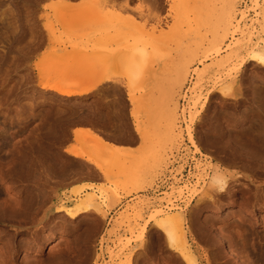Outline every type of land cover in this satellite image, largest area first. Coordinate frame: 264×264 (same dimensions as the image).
<instances>
[{
	"label": "rangeland",
	"instance_id": "rangeland-1",
	"mask_svg": "<svg viewBox=\"0 0 264 264\" xmlns=\"http://www.w3.org/2000/svg\"><path fill=\"white\" fill-rule=\"evenodd\" d=\"M120 1L0 0V264H185L151 221L157 209L182 215L196 264L239 263L230 249L264 264V68L251 62L237 72L239 61H225L243 33L264 38V0L238 21L239 0L218 52L211 40L224 0ZM46 45L36 82L30 62ZM102 76L113 81L87 95L41 88L77 90ZM130 105L151 146L100 155L104 179L65 154L77 124L131 137ZM215 169L230 185L207 200ZM85 180L96 183L72 187ZM88 195L95 210L56 212Z\"/></svg>",
	"mask_w": 264,
	"mask_h": 264
},
{
	"label": "bare ground",
	"instance_id": "bare-ground-1",
	"mask_svg": "<svg viewBox=\"0 0 264 264\" xmlns=\"http://www.w3.org/2000/svg\"><path fill=\"white\" fill-rule=\"evenodd\" d=\"M239 2V0H224L223 2V5L222 7L220 8V11H219V15H218V25L215 27V30L213 32V39L211 40V47L214 48V50L216 52H218L220 50V46L224 44V42L227 40V35H228V31L230 29V25L232 23V20H233V15H234V11H235V7L237 5V3ZM260 4L259 1H254L253 2V7L252 9L254 11H257L258 10V7H256V5ZM238 8V6H237ZM248 10V9H247ZM241 11V9H240ZM261 15H262V18L264 19V4L263 6L261 7ZM238 14V13H237ZM244 12L241 11V18L243 17ZM236 19H237V16H235ZM240 18V19H241ZM238 18V21L240 20ZM262 20V19H260ZM243 21V20H242ZM256 21V20H255ZM237 22V21H236ZM239 23V22H238ZM250 23V22H249ZM259 23V22H258ZM240 24V23H239ZM49 25V24H48ZM47 25V26H48ZM238 25V24H237ZM260 27V26H259ZM263 27V25H262ZM46 28H49L50 30V26L46 27ZM235 28V27H234ZM237 28V26H236ZM253 28V27H252ZM264 28V27H263ZM241 29V28H240ZM246 30V28H245ZM255 30V29H254ZM245 32L244 29H242V33ZM251 32V30H250ZM253 33V32H252ZM241 35V34H240ZM250 33H248V38L246 37V33H243L241 36V38L237 39V41L233 42V45H231V49H230V52H229V56L227 57V59L225 61H228V60H231V59H235V61H239V65L237 67V72L239 71V69L241 68V66L245 63H251L252 64L255 63L260 67L264 68V38H257L258 41H254V42H251L250 41ZM231 36V35H230ZM252 38V37H251ZM253 39V38H252ZM253 41V40H252ZM232 61V60H231ZM201 62V61H200ZM238 63V62H237ZM251 64V65H252ZM256 66V65H255ZM261 69V68H260ZM264 70V69H263ZM204 71L206 72L207 71V68L204 67V69H201V71L199 72L198 74V79H199V82L196 84L195 87H193V91L196 92V94L198 93L196 90L198 89L199 85H200V82H201V79L203 77V73ZM186 69H184L181 73H179V78H178V81L180 84H182V82L184 81L185 77H186ZM94 79L92 78V82L89 80L86 81L85 80V85L79 87L77 90H72V89H69V88H66V87H61V86H56V85H51V84H44L41 86V88L43 89H50V90H53L55 92H57L58 94L60 95H63L65 97H73V96H81V95H87L91 92H93L94 90L98 89L101 85H103L105 82L107 81H111L113 80L110 76H102V77H99L97 79ZM262 80V79H261ZM264 81V80H263ZM88 82V83H87ZM262 82V81H260ZM240 85H242L240 83ZM252 85H255L254 83ZM261 85V83H260ZM263 85V84H262ZM241 88V87H239ZM245 88V87H244ZM256 88H258L256 86ZM264 89V88H263ZM131 91V98H129L130 102L131 103H134L136 101L134 95L132 94V89H129ZM257 90H260V91H257L259 92H262V88H258ZM238 91V95L241 94V90H236ZM243 92V91H242ZM253 92V91H252ZM264 92H262L261 94H263ZM209 94V93H208ZM223 95V97H232L231 94H226L225 92H222L221 93ZM245 94V93H244ZM252 94V93H251ZM258 94V93H257ZM258 94V95H259ZM129 95V94H128ZM129 95V96H130ZM200 95V94H199ZM199 95H196L191 101L193 103V107H195V105H197V103L200 101V98L201 96ZM254 95V93H253ZM257 96V99L259 101V98L260 97ZM237 96V95H236ZM235 96V97H236ZM255 96V95H254ZM253 96V97H254ZM255 96V97H256ZM238 97V96H237ZM252 97V95H251ZM209 99V96H205L204 99H202V103H201V106L200 108L203 110V108L205 107V104L207 103ZM240 99V98H239ZM237 101V100H235ZM260 105H261V110L263 111V108H264V96L262 98H260ZM253 103H256V105L258 104L257 102H253ZM239 104V103H238ZM197 107V106H196ZM253 107V106H252ZM256 107V106H255ZM260 107V106H258ZM243 108V107H242ZM250 109V108H249ZM256 109V108H254ZM257 110V109H256ZM255 110V111H256ZM200 111V110H199ZM248 111V110H247ZM264 112V111H263ZM240 113V112H239ZM254 113V112H253ZM262 114V112H261ZM247 115V114H246ZM264 115V114H263ZM195 116V115H194ZM192 117L191 118V121L192 123L194 122V118L195 117ZM258 116V115H257ZM174 117V116H173ZM255 117V116H254ZM262 117V116H261ZM260 117V118H261ZM251 118V117H250ZM253 118V117H252ZM197 119V118H195ZM256 119V118H255ZM264 119H261V123ZM253 121V120H252ZM251 122V121H250ZM256 123V122H255ZM254 124V123H253ZM256 126V125H255ZM258 126H262L261 124ZM254 127V126H253ZM257 127V126H256ZM263 127V126H262ZM257 129V128H256ZM261 132L264 133V128H259ZM86 130V129H84ZM80 130V129H75L73 131L74 133V138H75V141L77 142V146L72 145L73 147L70 146V148H67L65 150L66 153H68L69 155H73L75 157H80V158H84L85 160H87L88 162L92 163L99 171H101L105 177L109 176L108 173L106 172V167L105 165L103 164V161L101 160V157L100 155L102 154H109V153H112L113 155L114 154H119V153H124L126 152V148L123 149V148H120V147H117L111 143H108L107 141H105L100 135L96 134V133H93L92 131L90 130ZM247 130V129H246ZM252 130V129H250ZM258 130V129H257ZM137 131V130H136ZM138 132V131H137ZM250 132V131H249ZM255 132V130H254ZM139 133V132H138ZM251 133V132H250ZM253 133V132H252ZM256 133V132H255ZM258 134V136L260 135L261 137V134ZM140 135H142V132L139 133ZM139 135V136H140ZM244 135V134H243ZM247 135V134H246ZM250 135V134H249ZM242 136V135H241ZM263 136V135H262ZM142 137V136H140ZM248 137V136H247ZM250 137V136H249ZM264 139V138H263ZM192 142H193V146L197 148L198 150V147L197 145L195 144L194 140L191 139ZM175 141V140H174ZM262 141V139H261ZM263 142V141H262ZM246 143V142H245ZM262 144V143H261ZM79 145V146H78ZM251 145V144H250ZM264 145V144H263ZM259 148V147H258ZM248 150V149H247ZM258 151V150H257ZM264 151V150H263ZM252 153V152H251ZM255 153V152H254ZM99 154V155H98ZM246 154V153H245ZM249 154V153H247ZM257 154V153H256ZM104 156V155H103ZM111 156V155H109ZM255 156V155H254ZM107 158V157H106ZM104 159V158H102ZM248 159V158H247ZM255 165V164H254ZM258 166V165H256ZM260 167V166H259ZM257 167V168H259ZM262 168V167H261ZM108 170V169H107ZM231 174V173H228V175ZM234 174V173H232ZM212 175V174H211ZM238 175V174H237ZM236 176V175H235ZM230 177V176H229ZM228 177V178H229ZM239 177V176H238ZM237 177V178H238ZM261 177V176H260ZM232 178V177H231ZM243 178V177H242ZM230 179H227V177L225 176V174L221 173L220 171H218L217 169H215L213 175L211 176V181H209V186L208 187V190L205 192L204 194V197L203 198H206L207 200L211 199L212 196H214L213 194L214 193H221V192H225L226 191V188L230 185L228 184ZM236 180V179H235ZM237 181V180H236ZM239 182V181H237ZM236 182V183H237ZM177 183V182H176ZM230 183H234V182H230ZM86 185H90L89 183H87ZM186 186V185H185ZM175 187V186H174ZM188 187V186H187ZM258 187V186H257ZM190 188V187H189ZM181 190L178 189L176 192H180ZM172 192V191H171ZM227 192V191H226ZM171 194V193H170ZM168 195V194H167ZM174 195V194H173ZM169 196H172V195H168ZM171 199V198H170ZM170 199H167V202L171 203L170 202ZM204 200V199H203ZM159 202V201H158ZM149 203V202H148ZM162 204V203H161ZM154 205V204H153ZM157 205V204H156ZM166 205V204H165ZM170 207V206H169ZM173 207V206H172ZM154 208H155V205H154ZM157 208V207H156ZM180 208V207H179ZM96 209V203H95V200L92 198L91 195H88L83 201L81 202H78V203H75L74 205H71V206H61L59 207L56 212H64L68 217L70 218H75V217H78L79 215L83 214V213H88V212H91L93 210ZM156 212L152 215V220H154V224L156 227H158L159 230H161V232H163V234L165 235V238L167 239L168 243L170 244V246H172V248L178 252L183 260V262L185 264H196V260H195V257L194 255L190 252L189 250V247H188V242H187V239H186V235L184 233V229L182 228V222H183V219H182V215L180 214H174V215H164V216H161V213L160 211L157 209L155 210ZM181 211V210H180ZM169 213V212H168ZM177 213V212H176ZM143 230H145V227L142 228ZM145 233V231H143ZM140 239L142 238V236L139 237ZM63 241H60L58 242L57 244H55L54 246L52 247H57V245H59L60 243H62ZM225 245V244H224ZM222 245V246H224ZM236 246V244H235ZM244 247V245L242 246V248ZM51 248V247H50ZM231 248V247H230ZM228 249V248H227ZM241 250V249H239ZM238 250V252H239ZM243 250V249H242ZM237 251V250H236ZM235 249L232 250L230 249V252H231V255L234 257L233 259H237L238 262L240 264H245L244 263V260H243V252H245L243 250V252H241L240 254L242 256H240V254L236 253ZM229 252V253H230ZM246 253V252H245ZM245 255V254H244ZM231 256V257H232ZM245 257V256H244ZM236 260V261H237ZM246 260V259H245ZM249 261V259H247ZM237 263V264H239ZM250 263V261H249ZM248 263V264H249ZM234 264V263H232Z\"/></svg>",
	"mask_w": 264,
	"mask_h": 264
},
{
	"label": "crops",
	"instance_id": "crops-1",
	"mask_svg": "<svg viewBox=\"0 0 264 264\" xmlns=\"http://www.w3.org/2000/svg\"><path fill=\"white\" fill-rule=\"evenodd\" d=\"M59 1H67L71 4H78L80 3L81 1L83 0H59ZM118 3H120L121 1L120 0H117ZM49 45H46V47L44 49H41L39 50L38 54H36L32 59H31V62H30V67L32 69V72L33 74L35 75L36 77V82H39L40 81V72L38 70V62L39 60L42 58V55L43 53L46 51V48H48ZM53 75L50 74V77H52ZM95 80V79H94ZM93 80V81H94ZM49 82H53L52 80H48ZM47 81V82H48ZM88 81V80H87ZM92 82V79L89 80V82ZM113 81V80H111ZM81 83H85V81L81 82ZM88 83V82H87ZM107 83H110V81H107L105 82L104 84H107ZM126 94V93H125ZM126 99H129L128 97H126ZM131 105L128 107V116H129V120L131 122V131H130V135L131 137H125V138H116V137H112L111 134L112 133H108L106 131H101V129H99V127H97L95 124H92V123H81V124H77L75 125L74 127L71 128V131H70V139L71 141L69 143H67L65 146H64V152L67 148H70L73 147L72 145L75 144V138H74V133L73 131L75 129H80V130H90L92 131L93 133H96L98 135H100L105 141H107L108 143H111L117 147H120V148H123L125 149L126 148V152H129V153H134V152H137L138 150H140L141 148L143 147H148V146H151V143H145L142 141V137H140L141 135L135 130L134 126H133V121H132V118H131ZM84 130V131H86ZM140 135V136H139ZM76 146V144H75ZM65 154L69 155L68 153L65 152ZM71 157H74V158H77L78 160L84 162L85 164H87L88 166H90L91 168H93L98 174H99V177L101 179H104L105 176L103 173H101L92 163L88 162L87 160H85L84 158H80V157H75L73 155H69ZM83 183H90V184H95L96 182L92 181V180H85V181H81L75 185H73L72 187H75V186H80L81 184Z\"/></svg>",
	"mask_w": 264,
	"mask_h": 264
},
{
	"label": "built area",
	"instance_id": "built-area-1",
	"mask_svg": "<svg viewBox=\"0 0 264 264\" xmlns=\"http://www.w3.org/2000/svg\"><path fill=\"white\" fill-rule=\"evenodd\" d=\"M254 1L255 0H241L239 8L241 9V11H244V13H247V15H251L252 17H255L254 16L255 11L252 9ZM246 8H250V9L245 11ZM237 17L240 19L241 18V14L238 13Z\"/></svg>",
	"mask_w": 264,
	"mask_h": 264
}]
</instances>
